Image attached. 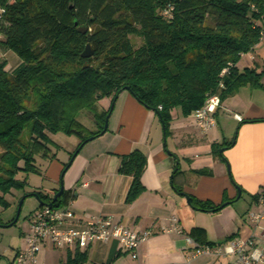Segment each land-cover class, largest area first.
I'll return each mask as SVG.
<instances>
[{
	"label": "trees",
	"instance_id": "trees-1",
	"mask_svg": "<svg viewBox=\"0 0 264 264\" xmlns=\"http://www.w3.org/2000/svg\"><path fill=\"white\" fill-rule=\"evenodd\" d=\"M0 9L1 46L20 59L7 70L0 55L3 209L9 206L5 195L27 185L26 178L16 177L19 172L37 173L35 156L54 158L51 148L58 146L51 134L75 137L76 148L87 138L97 137L111 102L126 87L138 102L157 113L165 137L173 109L186 117L211 94L223 101L240 87H261L264 55L260 70L256 66L239 70L236 63L259 42V27L253 24L264 21V0H0ZM83 25L88 27L85 33L77 30ZM131 35L142 38L139 47L132 46ZM87 42L92 55L84 58L81 52ZM82 111L89 114L92 128L78 120ZM231 145L213 143L211 152L219 154L220 148ZM145 164L139 149L121 156L117 171L132 178L126 203L144 190L140 177ZM193 172L209 173L206 169ZM183 173L178 164L171 178L178 192L182 190L175 180ZM34 194L38 201L52 200L40 190L24 196ZM71 198L63 190L51 206H64ZM190 202L202 211H217L223 203L214 205L192 196ZM8 223L0 219V225ZM195 231L188 236L193 238ZM116 255L114 247L103 264H110ZM84 259L77 252L61 264H80Z\"/></svg>",
	"mask_w": 264,
	"mask_h": 264
},
{
	"label": "crops",
	"instance_id": "crops-1",
	"mask_svg": "<svg viewBox=\"0 0 264 264\" xmlns=\"http://www.w3.org/2000/svg\"><path fill=\"white\" fill-rule=\"evenodd\" d=\"M245 56L254 60L250 52L242 54L240 59ZM248 64L244 63V67ZM245 87L249 86L240 87L221 101L215 124L205 134L194 123L192 113L184 117L173 109L169 135L165 140L157 113L147 109L127 90L121 91L115 98L106 131L79 148L60 178L58 174L64 164L52 151L55 161L48 162L44 170L49 185L41 192L51 197L55 189H59L54 185L58 183L60 186L62 181L63 190L72 195L66 205L77 216L111 215L134 230L152 228V235L139 246L135 259L118 252L110 264H225L232 257L211 254L192 257L191 247L184 236L196 229L195 241L220 245L251 233L247 212L256 208V199L264 192V123L248 120L264 119V98L262 101L261 97L252 98L251 95L243 98L240 93ZM224 110H232V119L239 122L235 160L230 157L231 150L224 152V148L221 153L234 161L232 172L241 187L238 198L230 183L234 180L229 165L225 167L224 161L215 158L211 152L213 143H226L224 131L216 128L217 117ZM234 143L235 140L232 145ZM133 149L141 150L146 157L140 177L144 190L132 202L126 203L132 178L119 174L117 170L121 156ZM165 149L178 159L180 170L184 172L175 180L182 192L214 205L232 201L212 212L189 206L171 184L174 158ZM70 154H66V162ZM200 169L209 173L193 172ZM243 191L250 194L249 201L241 200ZM172 218L176 219L182 234L166 232L174 224ZM25 233L19 232V246L16 248L0 244L1 252L8 247L11 249L7 264H13L16 252L24 247ZM114 247V243L98 242L77 250L55 248L47 242L40 246L36 264H61L72 260L77 252L85 256L80 264H103Z\"/></svg>",
	"mask_w": 264,
	"mask_h": 264
},
{
	"label": "built area",
	"instance_id": "built-area-1",
	"mask_svg": "<svg viewBox=\"0 0 264 264\" xmlns=\"http://www.w3.org/2000/svg\"><path fill=\"white\" fill-rule=\"evenodd\" d=\"M3 10L0 9V15ZM167 14V11H164ZM259 27V41L264 38V21L254 22ZM225 72L223 69L220 73ZM221 86V84H219ZM217 94L207 96L203 105L192 112L193 121L205 134L215 124L214 113L220 107ZM251 233L246 237H235L220 245L199 243L188 235L184 236L191 247V256L211 254L232 257L225 264H264V192L256 199V208L247 212ZM173 226L166 232L182 234L181 228L172 218ZM153 233L152 228L134 230L111 215L77 216L68 206H42L32 213L25 245L16 252L13 264H36L40 246L49 243L55 248L70 247L83 250L94 243H114L118 252L137 257L139 246Z\"/></svg>",
	"mask_w": 264,
	"mask_h": 264
},
{
	"label": "rangeland",
	"instance_id": "rangeland-1",
	"mask_svg": "<svg viewBox=\"0 0 264 264\" xmlns=\"http://www.w3.org/2000/svg\"><path fill=\"white\" fill-rule=\"evenodd\" d=\"M0 23L1 20H0ZM3 40V33L0 31V41ZM129 40L134 48L139 47L143 40L141 37L136 36V35H131L129 36ZM251 55L254 57V60L248 59L246 56L241 57L238 69L242 70V68L245 66L244 63H250L248 66H256L260 70L262 68V57L264 55V38L261 39L257 46L253 48V50L250 52ZM0 55L3 56V58L6 60V69L10 70L14 66L18 64L20 61L19 57L16 55L15 52H13L10 49H5L3 46H1L0 43ZM261 87L256 88V89H251L250 87H245L242 89L240 95L243 98L249 97L251 95L252 98L254 97H261V101L264 98V76L260 79ZM32 100V99H31ZM33 101V100H32ZM230 102L227 101L226 104L228 105ZM27 106L32 107V104L28 103ZM177 112H179V109L176 108ZM233 116V111L232 110H224V113L222 115H219L217 117V124L216 128H218L221 131H224L225 135V141L226 143L233 142L235 138V143L232 146L226 147L225 151L231 150V155L235 160V152L237 151V145H236V139H237V134H238V126L239 122H236L232 119ZM78 120L82 122L84 125H86L89 128H92V123L89 119V114L86 113L85 111H82V114L78 116ZM260 123H264V119H260ZM51 139L53 142L58 146V148H51L53 152H55L56 157L63 161V164H67L68 161L66 162V154H72L76 150V146L78 143V140L73 137V136H66L61 133H56V134H51ZM168 144V140H167ZM224 147V146H223ZM230 152V151H228ZM228 155L223 154L222 157H220L219 154H214V157L217 159H221L225 163V167H227V164L229 165L231 175L234 181H230L232 186L235 188L236 193H237V188H240V185L238 182L235 181L233 172H232V167L231 165L234 163V161L229 160L227 157ZM264 158V154H263ZM55 161L53 158H47L44 159L40 156H35V164L37 166L38 172L37 173H28L24 174L22 172H19L16 177L18 179H23L26 178L27 185L23 190H12L11 193L6 194L5 198L9 202V206L6 209H3L0 207V219L2 222H11L16 218L17 216V209H18V204L21 200V198L29 193L32 192L33 190H42L45 187L49 185V182L47 178L44 175V170L48 164V162ZM66 170V169H65ZM63 166L58 174V177L60 178L62 173H64ZM228 176V174H227ZM56 188L59 187V184L57 183L54 185ZM247 191H243L241 200L242 201H249V196ZM38 200L34 196H28L24 198L20 212L16 218V221L14 224L6 225V224H1L0 225V244L2 245H7L9 244L11 248H16L18 247V239H19V232H26L28 230V225H29V220L30 217L32 216V213L38 206ZM21 245V244H20ZM10 252L11 249L8 247V249L4 252L0 251V264H7L8 259L10 258ZM3 254V255H1Z\"/></svg>",
	"mask_w": 264,
	"mask_h": 264
},
{
	"label": "water",
	"instance_id": "water-1",
	"mask_svg": "<svg viewBox=\"0 0 264 264\" xmlns=\"http://www.w3.org/2000/svg\"><path fill=\"white\" fill-rule=\"evenodd\" d=\"M75 24H76V23H75ZM77 30H78L79 32H81V33H85V32L88 30V27H87L86 25L79 26V27L77 28ZM91 55H92L91 46H90V43L87 42L86 45L84 46V49H83L82 52H81V56L84 57V58H88V57H90ZM125 90H128V88L126 87ZM120 92H121V90H120L118 93H120ZM118 93H117V95H118ZM117 95H116V96H117ZM116 96H115V98H116ZM115 98H114V100L111 102V104H110V106H109V112H108L107 115L105 116L103 129L100 131V134H102L103 132H105L106 129H107L108 118H109L110 112H111V110H112V108H113V104H114ZM160 122H161V121H160ZM161 126H162V129H163V124H162V122H161ZM91 139H92V137H89V138H87V139L85 140V142H87V141H89V140H91ZM163 140H165L164 132H163ZM234 140H235V138H234ZM234 140H233V142H234ZM233 142H232V143H233ZM164 144H165V142H163V145H164ZM79 148H80V147L76 148V150L73 152L72 156L70 157V159H69V161H68V163H67V166L70 164L72 158L76 155V153L78 152ZM224 148H226V147H222V148L219 149V151H218L219 154L222 153V151H223ZM165 151H166L167 154H169L170 156H172V157L174 158V164H173V172H174V171H176L177 168H178V159H177L173 154H171L168 150L165 149ZM227 168H228V165H227ZM62 174H63V173H62ZM171 177H172V175H171ZM62 192H63V185H62V181H60L59 189H58V191H56V192L54 193V195L52 196V200H51V202H42V201H38V202H42V205H43V206H49V207H51L52 202H54V201L57 199V197H59V196L61 195ZM176 192L179 193L180 195L184 196L185 201H186V203H187L189 206H191L193 209H196V207H194V206L191 204V202H190V196H189L188 194H185V193L182 192V191H181V192L176 191ZM33 196L38 200L37 195L34 194ZM239 196H240V188H237V196H236V198H238ZM24 198H25V196H23V197L21 198V200H20V202H19V204H18L17 216H18V214H19V212H20L21 204H22ZM39 200H40V199H39ZM226 203H227V202H223V203L220 205V207H223ZM208 211H209V212H212L213 210H208ZM17 216H16V218H17ZM16 218H15L12 222H15V221H16ZM10 224H11V223H8V224H6V225H10Z\"/></svg>",
	"mask_w": 264,
	"mask_h": 264
}]
</instances>
